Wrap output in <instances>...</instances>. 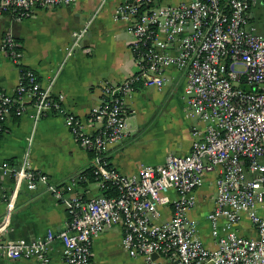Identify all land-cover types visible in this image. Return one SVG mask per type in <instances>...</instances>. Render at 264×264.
<instances>
[{
  "label": "built area",
  "instance_id": "1",
  "mask_svg": "<svg viewBox=\"0 0 264 264\" xmlns=\"http://www.w3.org/2000/svg\"><path fill=\"white\" fill-rule=\"evenodd\" d=\"M77 1L0 0V14L25 19L38 7ZM163 1L123 0L117 6L115 18L128 23L138 69L122 81L102 83L100 103L92 111L102 123L96 133L87 132L78 116L63 107L64 95L54 93L62 66L81 46L89 23L74 33L62 66L46 84L21 63V42L12 34L3 38L2 48L19 65L21 78L14 92L0 88V141L10 116L28 115L35 128L49 113H58L77 141L92 149L94 162L90 173L55 182L33 165L30 147L21 162L0 161V173L12 178L1 193L5 212L0 237L11 227L23 188L53 194L68 212L67 225L59 232L49 230L33 239L0 238L1 258L51 264L58 238L66 264H93L95 239L108 227L121 225L123 247L146 264H264V0ZM172 64L186 74L187 115L205 128L195 130L188 153H171L162 164L123 173L106 151L125 135L126 98L140 86L162 89L165 69ZM209 174L216 185L214 206L206 215L217 242L214 248L199 237V221L189 215ZM90 180L98 184V195H68L70 188ZM163 207L172 209L165 220ZM244 214L256 237L238 232Z\"/></svg>",
  "mask_w": 264,
  "mask_h": 264
},
{
  "label": "crops",
  "instance_id": "2",
  "mask_svg": "<svg viewBox=\"0 0 264 264\" xmlns=\"http://www.w3.org/2000/svg\"><path fill=\"white\" fill-rule=\"evenodd\" d=\"M102 1L78 0L75 4L55 8L38 7L25 19H18L12 12L1 13L0 88L14 92L21 78L19 65L12 62L2 48L7 34L21 42V63L36 70L46 84L62 66L74 33L89 23L81 46L62 66L54 93L64 95L63 107L78 116L87 132L96 133L101 129L102 123L94 119L92 111L100 103L102 83L105 80L122 81L138 69L130 48L132 36L128 23L115 18V10L123 0H106L100 7ZM165 76L167 83L162 89L140 86L126 98L125 135L111 143L106 151L110 163L123 173L136 174L145 164H162L171 153H188L197 137L195 130L202 132L205 128V123L187 115L185 71L172 64L166 67ZM29 147L33 165L49 174L55 182H66L90 171L94 162L92 149L77 141L65 124L64 115L58 113H49L35 128L28 115L8 117L0 141V161L21 162ZM11 184L12 178L0 173V220L5 212L1 193ZM99 193L98 184L90 180L70 188L68 195L88 199ZM197 195L199 203L189 215L199 221V237L208 247L214 248L216 238L206 217L214 206L216 195L212 174L207 176ZM162 215V220L170 218L171 207H163ZM67 220V207L63 201L44 190L23 188L11 227L0 238H40L49 230L61 231ZM221 222L223 224L224 219ZM236 228L242 235L256 237L258 234L247 214ZM122 236L121 225H113L101 233L94 241L93 264H146L143 257L128 253L123 247ZM50 254L51 264H66L64 244L60 239H55ZM0 264L39 262L0 257Z\"/></svg>",
  "mask_w": 264,
  "mask_h": 264
},
{
  "label": "rangeland",
  "instance_id": "3",
  "mask_svg": "<svg viewBox=\"0 0 264 264\" xmlns=\"http://www.w3.org/2000/svg\"><path fill=\"white\" fill-rule=\"evenodd\" d=\"M163 2H168V0H164Z\"/></svg>",
  "mask_w": 264,
  "mask_h": 264
},
{
  "label": "trees",
  "instance_id": "4",
  "mask_svg": "<svg viewBox=\"0 0 264 264\" xmlns=\"http://www.w3.org/2000/svg\"><path fill=\"white\" fill-rule=\"evenodd\" d=\"M87 173H90V172H87ZM91 176V175H90ZM91 179H92V177H91Z\"/></svg>",
  "mask_w": 264,
  "mask_h": 264
}]
</instances>
